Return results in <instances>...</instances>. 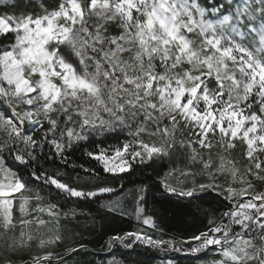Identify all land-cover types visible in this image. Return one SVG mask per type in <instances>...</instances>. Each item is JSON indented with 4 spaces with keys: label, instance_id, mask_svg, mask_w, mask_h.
I'll return each mask as SVG.
<instances>
[{
    "label": "snow or ice",
    "instance_id": "obj_1",
    "mask_svg": "<svg viewBox=\"0 0 264 264\" xmlns=\"http://www.w3.org/2000/svg\"><path fill=\"white\" fill-rule=\"evenodd\" d=\"M0 7L10 5L0 0ZM28 7L0 13L5 254L69 264L87 251L68 243L76 235L70 226L84 215L80 204L108 194L101 208L138 225L109 236L108 249L214 250L209 264H264V0H41ZM112 133L127 136L109 147L93 139ZM81 149L100 170L76 163ZM147 169L152 184L115 187L122 174ZM153 188L186 201L204 227L165 239L148 208Z\"/></svg>",
    "mask_w": 264,
    "mask_h": 264
},
{
    "label": "trees",
    "instance_id": "obj_2",
    "mask_svg": "<svg viewBox=\"0 0 264 264\" xmlns=\"http://www.w3.org/2000/svg\"><path fill=\"white\" fill-rule=\"evenodd\" d=\"M41 0H7L10 5L8 8L0 7V13L5 11L21 12L30 10L29 5H38ZM44 3H53L54 0H43ZM202 3L208 4L212 0H201ZM14 6V7H13ZM127 133H120L119 139L117 134H108L107 138L104 136L94 137L93 139L99 143L103 141L102 147H109L110 145H117L124 142ZM88 148H94L96 145L88 144ZM73 159L76 163H83L88 167H95L100 170L99 166L94 160H91L83 153V149L77 151ZM102 175H104L101 172ZM124 179L115 184L119 190L127 192L134 189L141 183L152 184L155 180V174L152 169L145 171H137L134 174H122ZM112 198L106 194L100 200L92 203H81L80 208L84 215H80L79 219L73 222L72 227L75 232V240H68L69 244L76 242L87 245V251L81 253L79 256H74L73 261L69 264H97L98 261L116 259L118 264H209L214 257V250H208L201 253L191 252H161L154 248L135 244L132 247H125L117 244L112 249H108L106 242L108 237L115 234H123L127 231L135 230L138 225L134 219L129 216L121 215L119 212H108L101 208V203ZM213 207L220 202L212 197L205 198ZM63 203V201H62ZM186 201L179 200L175 196L161 195V192L152 190V194L148 197V208L154 211L159 217V225L165 239L171 236H176L177 239L190 237L197 229H201L205 225L203 216L195 213V210L190 211L186 207ZM73 202L69 201L67 207H72ZM204 207H208L205 204ZM161 233H156L160 235ZM36 254L35 250L32 253ZM31 255L25 253H18L15 256L6 255L0 248V264H7L9 259H12L13 264H28L31 260Z\"/></svg>",
    "mask_w": 264,
    "mask_h": 264
}]
</instances>
